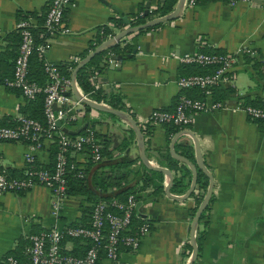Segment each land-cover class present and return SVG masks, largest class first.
Masks as SVG:
<instances>
[{"label": "crops", "instance_id": "crops-1", "mask_svg": "<svg viewBox=\"0 0 264 264\" xmlns=\"http://www.w3.org/2000/svg\"><path fill=\"white\" fill-rule=\"evenodd\" d=\"M160 1L70 0L62 17L66 33L48 40L44 58L55 65L72 63L75 66L109 35L126 28H113L110 18L121 17L118 12L125 18L141 10L148 13ZM47 3L48 0H0V78L10 74L12 54L17 50V41L12 36L17 13L41 15ZM155 17L158 15L152 14L145 21ZM32 19L37 24L36 18ZM101 26H110L111 32L96 41ZM135 33L124 38L125 42L136 38L134 53L131 51L119 60L113 52L107 51L112 53V58L99 73L92 74L93 88L107 95L116 93L120 100L119 110L130 115L139 129L145 128L144 153L154 165L161 166L158 159L166 161L168 156L172 163L182 164L168 151L174 134L190 132L196 139L203 165L212 176L211 193L194 230V236L196 231L203 232L201 249L194 260L196 264H264L263 124L250 121L234 110L197 112L192 116V123L180 129L142 122L152 109H172L177 97L188 92L179 90L175 84L178 76L188 74V67L180 64L177 56L202 49L238 57L229 73L231 82L226 86L230 93L223 98L230 107L234 106L236 98L262 103L264 0H237L233 4L223 0H198L192 6H183L176 18ZM125 42L118 45L121 47ZM89 45H93L92 48L88 49ZM72 58L76 61L72 62ZM68 92L72 98L70 90ZM24 102L20 94L0 81V122L8 123L7 126L13 123ZM98 102L109 106L104 101ZM62 127L75 132L84 127L92 128L106 141L112 158L118 152L116 146L125 138L128 146L120 157L134 158L131 169L141 163L133 132L130 135L128 125L116 117L92 109L85 113L84 110L73 124ZM182 146L187 148L186 158L195 166L196 176L203 175L204 187L194 185L193 188L200 204L208 178L195 165L192 140L186 134L176 138L173 151L181 155ZM48 148L49 144H44L31 152L37 164L48 163ZM27 151L22 142H0L1 167L7 173L23 172ZM72 156L76 162L86 161L78 154ZM163 183L164 177L162 186ZM137 195L135 216L149 222L148 233L141 238L135 251L121 250L115 262L100 256L95 264H186L191 253L189 226L192 219L187 211L193 206V197L189 194L182 200H173L163 192L153 195L149 189ZM48 201L49 191L39 185L21 193L0 195V264H4L7 254L18 250L22 260L28 234L52 224ZM82 203L88 204L80 196L71 195L64 203L59 222L69 225L76 221L81 215Z\"/></svg>", "mask_w": 264, "mask_h": 264}, {"label": "built area", "instance_id": "built-area-1", "mask_svg": "<svg viewBox=\"0 0 264 264\" xmlns=\"http://www.w3.org/2000/svg\"><path fill=\"white\" fill-rule=\"evenodd\" d=\"M236 1L228 0L227 3L233 4ZM69 2L70 0H48L40 30L35 34L40 39L39 42H35L36 37L32 29L36 24L32 17L27 16L15 22L20 39L14 58L13 76L6 81L8 86L18 88L24 100H32L39 93L43 94V124L34 118L18 114L14 125H0V142H22L28 149L24 154L25 167L22 176H10L0 165V195L26 191L35 185L43 186L49 191L48 213L53 221L48 228L28 234L25 255L30 264H95L100 256L115 262L121 250L135 251L150 227L148 221L142 220L133 230L130 228L137 204L132 195H128L124 201L110 199L108 202L90 203L89 222L86 226L65 225L59 222L64 203L71 196L67 193L66 174L73 168L81 167L70 162L68 156L78 154L83 156L84 160L93 162L102 159L100 145L92 128H87L84 133L68 136L55 124L56 121L60 122V126L74 122L84 113L83 105L78 99L64 95L71 88L70 79H62L57 66L44 58L48 40L66 33L62 17ZM194 2L195 0H184L183 6H192ZM32 52L42 59L44 72L48 77L43 86L26 77L27 59ZM111 55L110 52L106 53V61H110ZM177 59L182 65L214 67L209 73L180 75L175 80L179 90L197 88L201 96L180 94L172 109H152L142 120L143 123L180 129L191 124L192 116L197 112L234 110L243 113L250 121L261 122L264 131V101L252 104L236 98L234 106L230 107L225 99L212 98L213 87L229 86V73L238 61L237 55L198 51L178 55ZM71 61L76 60L72 58ZM75 88L81 96L90 99L76 85ZM52 142L56 145L53 166L49 169L34 167L35 159L31 152ZM76 174L82 176L80 170ZM65 237L81 240L85 244L83 253H66L70 245L68 242L63 243ZM4 264H17V260L11 255H6Z\"/></svg>", "mask_w": 264, "mask_h": 264}, {"label": "trees", "instance_id": "trees-1", "mask_svg": "<svg viewBox=\"0 0 264 264\" xmlns=\"http://www.w3.org/2000/svg\"><path fill=\"white\" fill-rule=\"evenodd\" d=\"M198 0H195V2ZM225 2H228V0H223ZM194 2V3H195ZM176 0H161L157 3L156 7L152 9L150 12H144L140 11L139 13L133 14L129 16L128 18H125V21L122 20L120 16L110 18L109 24L113 28H122V27H132L137 24H141L145 22V19L148 18L150 15H158L162 16L170 12L175 5ZM47 9L44 7L42 10L44 11L43 14L37 15L36 13L31 12H18L16 21L19 19L26 18L27 16L35 17L36 19V26L32 29L33 34H35L40 30V25L43 21V17L45 14V11ZM141 13V14H140ZM158 25V24H157ZM155 26L148 27L146 29L154 28ZM110 26H101L98 28L101 30V32H98V36L96 37V41H99L100 38H102L105 34H108L111 32ZM143 30L137 31L135 34H138L142 32ZM15 41H17V48L19 44V34L18 30L14 28V32L12 34ZM36 37V36H35ZM39 38H35V42H39ZM125 42V39H121L118 43L120 45V42ZM116 43L113 46H110L107 49L101 50L100 52L96 53L87 63H85L83 66H81L75 73L74 76V82L77 84V86L80 88V90L86 94L90 99L95 101H104L107 105H109L111 108L119 109L120 108V100L116 93H109L108 95L105 93H102L100 90H97L93 88V82H92V74L99 73L105 66V53L107 51H111L115 54V56L118 57L119 60L124 59L128 56L129 53H131L133 49L132 44V38L131 42L127 41L125 44H123L121 47ZM94 45V44H93ZM93 45H89V48H92ZM208 50V51H206ZM17 52V50H16ZM16 52L12 54V60L10 62V74L8 76H3L0 78V81L2 84L12 90L14 93L20 94V91L16 87L8 86L6 84V81L10 80L13 76V70H14V58L16 56ZM202 52H213V53H220L216 50H209V49H202ZM85 53H82L84 55ZM42 59L38 58L35 52H32L28 59H27V66H26V77L27 79L34 81L38 85L43 86L47 81L48 77L47 74L44 72ZM58 74L62 79H68L70 78V74L72 71V68H74V65L72 63H64L60 65H56ZM188 67V74L190 73H209L213 70V66H205L201 67L198 65H184ZM185 93L186 96L191 97H199L201 96L199 93V90L197 88H191ZM230 93V89L228 87H213L211 90L212 98L214 100H220L223 99L225 96H227ZM21 95V94H20ZM42 98L43 94L39 93L35 96L32 100H24V104L20 107L19 112L20 114H23L25 116L34 118L44 123V117L42 113ZM245 103H252L255 104L254 101H244ZM85 113L89 111L90 109L87 106H84ZM110 115V114H109ZM111 117H114L113 115H110ZM14 123V122H13ZM13 123H9L11 126ZM74 122H70L68 124H65L66 127L70 126ZM5 125L6 123L0 122V125ZM8 124V123H7ZM6 124V125H7ZM15 124V123H14ZM13 124V125H14ZM170 127V126H169ZM89 127H84L79 130L78 133H84L86 129ZM173 128V127H171ZM145 129V128H144ZM144 129L140 128V132L142 137H144V133L146 132ZM61 130V129H60ZM63 132V131H62ZM133 131L130 129L129 133L131 135ZM65 133V132H64ZM68 136H73L74 134H68L65 133ZM95 138L97 139L99 145H100V154L102 158H106V160H99L98 162H93L91 160H86L84 163L76 162V160L73 158V156H68V160L70 162H74L76 165H80V168H73L72 170H69L66 174V186H67V193L69 195H78L82 198V201L87 202L88 204L82 203L80 205V217L74 221L71 222L69 225L73 226H86L89 222V212L91 206L90 203H96V202H108L110 199H117L119 201H124L128 195L134 196V198L137 200L139 195H137L139 192H142L146 189L150 190V193L153 195H156L157 193L162 192V180L163 176L162 173L157 170H150L145 168L141 163L138 165L137 168L131 169L130 166L134 161V158H121L120 153L124 151L127 146L128 142L123 138L121 142L116 146V150L118 152H115L114 157L112 158L107 150V144L104 139L99 137L95 133ZM181 148V156L186 158L187 157V148L185 146L180 147ZM56 151V145L55 142H52L49 144L48 152H49V161L45 165H39L36 162L33 163V166L36 168H51L53 166L54 161V155ZM168 160L163 161L161 158L158 159V164L161 166H164L168 168L170 171H172V179L169 186V192L180 194L183 191H185L188 182L190 181V173L188 168L184 164L176 165L172 163L171 158L168 156ZM187 159V158H186ZM81 171L82 176H77V171ZM10 172V171H9ZM8 172V173H9ZM10 176L18 177L22 176V172L14 173L10 172ZM201 176H196L195 179V187H204L205 184L202 185ZM24 191H20L17 193H21ZM190 196L193 197L194 203L193 206L188 208V214L190 218L193 217L198 205H199V197L194 196V191L190 193ZM202 217V214L200 215ZM199 217V219H200ZM142 220L137 218L136 216L132 217L131 219V226L130 228L133 230V227L140 224ZM130 229V231H131ZM203 240V232L202 231H196V234L194 236V241L196 244L197 254L201 249V244ZM66 242L69 243L70 249L66 250V253L72 254V255H81L83 253V250L85 248V244L79 240V239H71L68 237H65L63 240V243ZM28 245V242H27ZM186 248L189 249V245H186ZM7 255L13 256L17 260V264H30L28 261V258L26 255L22 257L20 255V250H18L16 253H9ZM191 264H196L195 261H193Z\"/></svg>", "mask_w": 264, "mask_h": 264}, {"label": "water", "instance_id": "water-1", "mask_svg": "<svg viewBox=\"0 0 264 264\" xmlns=\"http://www.w3.org/2000/svg\"><path fill=\"white\" fill-rule=\"evenodd\" d=\"M183 1L184 0H176V3L173 6L172 10L170 12H168L167 14L162 15V16H158L155 18H151V19H148L141 24H137L135 26L119 30L118 32L111 34V36L109 38H107L104 42H102L101 44L96 46L91 52H89L80 61H78L76 63V65L74 66V68L72 69L71 74H70V83H71L70 93L72 94V96L75 99H78L83 106H87L89 109H92V110H95L98 112H103V113L113 115L114 117L120 119L122 122H124L126 125H128V127L133 131L134 138H135V144L137 147V154H138V157H139L141 164L147 169L157 170V171L162 173V175L164 177L162 192L165 196H167L168 198H171L173 200H182V199L188 197L189 194L192 192L194 185H195V179H196V168H195V166L192 163H190L186 158L182 157L181 155H178L177 153H175L173 151V142L176 140V138L178 136H180L182 134H186L190 137V139L192 140L193 148H194L195 165L208 178V185H207L205 194L202 198L201 203L198 205V207H197V209H196V211H195V213L191 219L190 226H189V242H190V246H191V253H190L189 259L186 262V264H191L195 260L196 254H197L196 244L194 241V230H195L198 218H199L201 212L204 210V208L208 202V199H209V196L211 193V185H212V176H211V174H209L206 171V169L203 165L202 157H201L196 139L193 137V135L190 132L189 133H186V132L177 133V134L173 135V137H172V139L168 145V151H169V154L171 155V157L174 158L175 160H178L182 164H184L190 170V173H191L190 183H189L187 190L183 194L172 195L169 192V186H170L171 179H172V173L168 168H166L164 166L154 165L146 157V155L144 153L143 137L141 135L140 129L137 126L135 120H133V118L130 115H128L126 112H124L122 110L114 109V108H111V107L106 106L104 104L96 103V102H94L88 98L81 96V94L76 90L75 85H74V76H75L76 71L81 66H83L85 63H87L96 53L100 52L101 50H104L105 48H108L110 46L115 45L121 39H124L126 36H128L132 33H135L139 30H144L148 27L155 26V25L160 24L162 22L169 21V20L176 18L177 16L180 15V13L182 11ZM147 5H148V2L145 4V9L147 8ZM113 9H115V8H113ZM144 12L146 13V10H144ZM118 14H120L122 20L125 21V17L122 16V14L120 12H118ZM132 44H133L132 52L134 53V49H136V38L135 37L132 38ZM111 58L112 57L110 56L109 59H111ZM105 61H106V56H105ZM64 95L65 96L69 95V92H65ZM55 124L57 127H60L61 131L65 132V133L76 134L79 132V130L77 132H75V131H71L65 127L60 126L59 121H56Z\"/></svg>", "mask_w": 264, "mask_h": 264}]
</instances>
